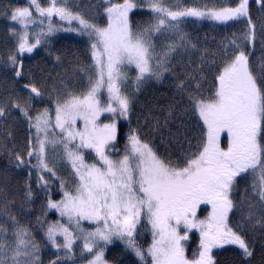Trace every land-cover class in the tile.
I'll return each instance as SVG.
<instances>
[{"label":"snow or ice","instance_id":"1","mask_svg":"<svg viewBox=\"0 0 264 264\" xmlns=\"http://www.w3.org/2000/svg\"><path fill=\"white\" fill-rule=\"evenodd\" d=\"M0 16V264L45 249L47 264H264V0H24ZM153 84L166 92L138 111Z\"/></svg>","mask_w":264,"mask_h":264},{"label":"trees","instance_id":"2","mask_svg":"<svg viewBox=\"0 0 264 264\" xmlns=\"http://www.w3.org/2000/svg\"><path fill=\"white\" fill-rule=\"evenodd\" d=\"M189 2H191V0H189ZM198 2H204V0H198ZM220 2H222V0H220ZM9 3H13V4L14 3H24V0H0V6H3ZM137 19H139V17H137ZM7 23L8 22L2 16H0V51L4 49V45L7 39L6 37V24ZM188 30L193 31L191 26H188ZM197 31H198V34L201 36H203L204 34H208L209 37H211V36H219L221 34V31L219 28L214 31L208 22H203L202 24L198 25ZM71 35L72 34L59 33L57 34V37L53 38V44L56 47H65L69 45H74L75 47L82 49V45L77 44L75 40H71L67 38ZM43 55L44 53L41 51L40 55L36 56V60H40ZM81 58L83 59V56H81ZM25 63L29 64V63H33V61H26ZM166 90H167V84H153L150 87H148L140 98V104L137 106V110L139 111L141 108H144V110L146 111V106L149 105L153 100L160 99L161 93L166 92ZM133 124L135 125V121H133ZM120 147L121 148L123 147V143H121ZM35 207H36V211L38 214L39 204H37ZM55 218L56 217L54 214L49 215V219H55ZM146 238L150 241V236ZM37 239L38 240L40 239L39 233H37ZM197 243H198V234H194L192 236V239L189 242V245H190L188 249L189 255H191V251L192 249L196 247ZM216 251L218 252L217 260L219 264H235L236 258H235L233 251L231 250H216ZM49 255H50L49 251L45 249L43 253L45 264H47ZM259 260H260V257L258 255L256 264H259Z\"/></svg>","mask_w":264,"mask_h":264},{"label":"rangeland","instance_id":"3","mask_svg":"<svg viewBox=\"0 0 264 264\" xmlns=\"http://www.w3.org/2000/svg\"><path fill=\"white\" fill-rule=\"evenodd\" d=\"M59 198V197H58ZM201 207H204V206H201Z\"/></svg>","mask_w":264,"mask_h":264}]
</instances>
